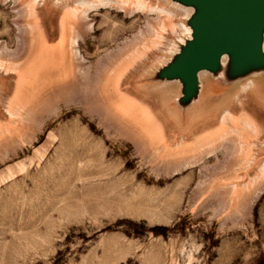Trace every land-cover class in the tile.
Instances as JSON below:
<instances>
[{
	"label": "rangeland",
	"instance_id": "obj_1",
	"mask_svg": "<svg viewBox=\"0 0 264 264\" xmlns=\"http://www.w3.org/2000/svg\"><path fill=\"white\" fill-rule=\"evenodd\" d=\"M78 1L0 0V247L22 239L27 264H264V71L203 73L182 104L160 74L194 10L111 0L83 18ZM77 152L93 174L61 173ZM119 190L167 216L108 208Z\"/></svg>",
	"mask_w": 264,
	"mask_h": 264
},
{
	"label": "water",
	"instance_id": "obj_2",
	"mask_svg": "<svg viewBox=\"0 0 264 264\" xmlns=\"http://www.w3.org/2000/svg\"><path fill=\"white\" fill-rule=\"evenodd\" d=\"M194 10L191 38L183 53L160 78L179 80L182 104L200 92L202 72L217 74L223 67L230 79L264 71L261 32L264 0H173ZM228 57L221 62V57Z\"/></svg>",
	"mask_w": 264,
	"mask_h": 264
},
{
	"label": "bare ground",
	"instance_id": "obj_3",
	"mask_svg": "<svg viewBox=\"0 0 264 264\" xmlns=\"http://www.w3.org/2000/svg\"><path fill=\"white\" fill-rule=\"evenodd\" d=\"M33 3H34V5L32 6V8L35 11L36 0H33ZM110 5H111V0H98L97 3L92 2V1L90 2V1H86V0H80L77 3L78 9L75 8V9H77L75 11H79V14L83 18H86L89 13H91L93 11H97L99 9H107ZM172 5L176 6L178 9L183 11V13L186 16H188L190 14V12L192 11V8H190V7H186L183 5H176L173 3H172ZM65 7H63V8H65ZM146 8H149L148 10H149V13L151 15H154V14L167 15V16L170 15V11L167 10L165 7H161V8H157V7H153V6L148 7L146 5V3H144L142 0L137 1V3L135 4L136 13H140ZM34 19H35V17L32 20H34ZM187 30L190 32V30L188 28H187ZM261 35H262V48L264 50V28L261 32ZM72 40H73V46L75 47L77 40L73 39V35L70 38V47H72ZM227 57H228V55L224 54L221 57V62H224ZM203 73H205V72H202L201 74H203ZM247 87H248L247 84L243 86V88H246V90L248 89ZM135 108L140 110V105L138 104V106H135ZM133 112H134V110H132V113ZM226 115H227V117L230 116V114H226ZM160 142H162L164 145L167 144V143H165V140H164V137H163V134L161 133V131L157 130V141H156V143L158 144ZM90 158L91 157H86L85 159H90ZM77 159H79L80 161L82 160V155L80 154V152H77L76 154H74L73 157H71V162L68 165L69 168L63 170L61 173L67 172L66 175H69L68 177H71V176L77 177V176H81V175L87 177V176L94 173L86 165H84L83 167H81L79 165H75V164H77V162H75ZM80 161H78V162H80ZM54 178H55V175H54ZM111 191L112 190L110 189L109 192L111 193ZM110 193L106 194L107 197H106L105 203H106V206L112 210L120 208V209H126V211L130 212L131 214L147 213V214H150V216H154V215H158V214H162L164 217L167 216V212H166L167 206L161 208V207H158L157 204H154V202H156L157 197L153 196L152 195L153 193L152 194L143 193L142 195L136 194L135 196H132L131 194H128V195H126V194L124 195L123 193L121 194L120 190L118 191V194H116V195H110ZM87 203H88V200L85 201L84 206L87 207ZM69 204H67L68 207H69ZM100 206H102V204Z\"/></svg>",
	"mask_w": 264,
	"mask_h": 264
},
{
	"label": "crops",
	"instance_id": "obj_4",
	"mask_svg": "<svg viewBox=\"0 0 264 264\" xmlns=\"http://www.w3.org/2000/svg\"><path fill=\"white\" fill-rule=\"evenodd\" d=\"M19 241H9L0 247V264H27V246ZM25 245V246H24Z\"/></svg>",
	"mask_w": 264,
	"mask_h": 264
}]
</instances>
